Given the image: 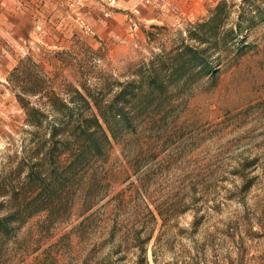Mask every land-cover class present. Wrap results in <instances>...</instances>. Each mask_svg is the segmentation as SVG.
Listing matches in <instances>:
<instances>
[{
  "label": "rangeland",
  "instance_id": "1",
  "mask_svg": "<svg viewBox=\"0 0 264 264\" xmlns=\"http://www.w3.org/2000/svg\"><path fill=\"white\" fill-rule=\"evenodd\" d=\"M219 5L208 42L192 40ZM186 47L197 59L185 53L182 78L162 95L145 81L143 101H124L137 125L114 143L104 200L91 210L90 168L62 205L44 196L47 210L29 217L23 187L41 135L19 87L35 89L24 97L42 119H61L47 86L111 103L134 72L159 55L168 74ZM194 200L200 210L185 211ZM11 216L21 222L0 236V264H154L158 236L160 264H264V0H0V219ZM146 228L148 263L136 248Z\"/></svg>",
  "mask_w": 264,
  "mask_h": 264
},
{
  "label": "trees",
  "instance_id": "2",
  "mask_svg": "<svg viewBox=\"0 0 264 264\" xmlns=\"http://www.w3.org/2000/svg\"><path fill=\"white\" fill-rule=\"evenodd\" d=\"M221 5L216 8L215 15L209 22L197 24L196 28L189 32L192 40L208 42L211 29L214 27L218 19V11ZM212 36V35H211ZM206 40V41H204ZM190 52V63L197 59L195 52L190 47L176 49L173 55V68L168 74H165L163 65L164 56L157 55L155 60L149 63L146 72L137 71L133 73V81L120 85V91L115 96V100L111 103L100 101L91 96V100L87 98L79 89L73 88L75 99L68 101L63 99L60 94L47 86L44 89L47 100L46 105L49 111L57 112L62 115L61 119L45 120L41 118L43 114L35 107H30L28 101L24 97L27 94H34L35 89H25L19 87L22 91L17 95L21 107L26 112L27 119L25 124L36 130L35 135H41L32 146V158L37 159L40 163H34L27 166L26 184L23 192L32 196L31 202L24 210H29L32 217L40 212L46 211L47 198L57 200L55 204L62 205L60 194L63 189L73 180H81L86 171L91 168V210L102 200L105 195L102 190L107 188L108 169L107 164L109 155L114 148V143H119L120 138L125 137L130 128H135L137 121L131 119L124 107V101L137 104L141 101V86L148 81L150 92L160 95L165 91V85L172 78L180 79L181 60L185 53ZM147 67V65H146ZM19 69V68H17ZM147 74V75H146ZM147 76V78H146ZM36 88V85L34 86ZM43 92V91H42ZM38 94V93H37ZM42 94V93H41ZM130 98V99H127ZM42 156L40 159L39 157ZM19 171L25 166V162L20 164ZM103 169L104 175L98 179V169ZM96 172V173H95ZM95 173V174H93ZM3 188V185H2ZM97 195H93V193ZM100 194V195H99ZM94 196V197H93ZM199 200H194L190 204H184V210H193L198 212ZM56 206V205H55ZM150 217L157 222L156 215L150 211L149 205L146 204ZM173 210H179L172 207ZM158 215L162 220V227L166 225L167 215L162 207L156 206ZM180 212V211H179ZM181 213V212H180ZM14 216L0 219V236H5L12 230L14 224L20 223V219H13ZM150 232V233H149ZM146 228L142 234L147 235L146 240L136 239V248L140 252V259L148 263L147 244L152 240L151 234ZM168 245V244H167ZM162 244L160 236L157 237L153 249L154 264H160L161 253L168 252V246ZM201 254H206V249H200ZM195 258H198L195 256ZM207 262V260H205ZM189 263V262H188ZM173 264V263H164ZM206 264H209L207 262Z\"/></svg>",
  "mask_w": 264,
  "mask_h": 264
}]
</instances>
